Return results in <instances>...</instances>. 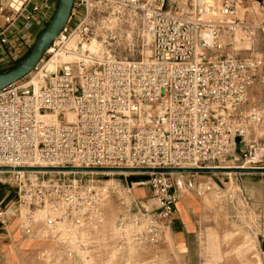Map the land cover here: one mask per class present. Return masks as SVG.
Wrapping results in <instances>:
<instances>
[{
	"label": "built area",
	"instance_id": "1",
	"mask_svg": "<svg viewBox=\"0 0 264 264\" xmlns=\"http://www.w3.org/2000/svg\"><path fill=\"white\" fill-rule=\"evenodd\" d=\"M48 1L0 0V44L14 22L52 15ZM245 1L241 8L237 0H74L34 70L0 91V169H11L0 173L18 182L14 211L0 201V225L14 219L19 239L53 241L69 264L121 263L161 242L177 203L194 188L177 173L141 171L223 169L237 149L243 153L231 162L239 165L230 168L264 169V133L252 139L264 127V108L250 92L262 61L221 57L222 38L233 45L258 31L264 41V0ZM95 14L108 31L137 26L140 58L82 49L95 43ZM61 55L75 60L48 70ZM39 168L106 171L53 172L102 177L89 181L12 172ZM119 175L123 182L110 178ZM137 186L148 188L145 198L133 197Z\"/></svg>",
	"mask_w": 264,
	"mask_h": 264
},
{
	"label": "rangeland",
	"instance_id": "2",
	"mask_svg": "<svg viewBox=\"0 0 264 264\" xmlns=\"http://www.w3.org/2000/svg\"><path fill=\"white\" fill-rule=\"evenodd\" d=\"M239 6L244 7L248 3L245 0H237ZM6 4V0H3ZM57 4V3H56ZM52 16V15H51ZM101 17L95 14L92 19L93 28L97 25L95 46L86 45L84 49L92 54H110L121 59L137 60L140 58L138 52L140 50V38L138 36V27H120L116 25L108 31L99 25ZM51 18V17H50ZM48 23V22H47ZM47 23L40 25V29L31 39L35 41L37 36L44 30ZM110 32V33H109ZM108 36H110L109 39ZM74 40L71 41V44ZM224 49L221 57L233 54L238 57H258L262 61V67L259 71L256 85L251 89L259 98V105L264 108V86H261L260 80L264 79V41L258 31H254L253 37L248 40L243 38V42L229 45L228 38H222ZM242 41V40H241ZM30 42V44H31ZM93 44V43H90ZM99 44H101L99 46ZM99 46V47H98ZM30 48L26 47L25 56ZM20 57L8 69L18 64L24 57ZM65 56V57H64ZM73 56V55H72ZM50 57H45L43 64ZM65 60H69L68 55H63ZM62 58V59H63ZM59 59V58H58ZM60 60V61H64ZM47 68V65H46ZM6 69V70H8ZM52 69L49 67L48 70ZM264 133V127L255 131L253 138L259 139ZM236 154L237 158L242 155V149ZM238 152V153H237ZM233 155L225 162L220 164L223 167L237 166L238 162H231ZM264 168V163L260 165ZM230 172V171H229ZM203 174V173H199ZM28 179H45L53 181H72L81 179L82 181L102 180L101 176H90L71 173H45L31 174L25 176ZM141 177V176H138ZM137 177V178H138ZM179 179V176L175 175ZM173 177V178H174ZM116 182H123L124 176L110 177ZM108 178V179H110ZM235 178L238 180L235 183ZM104 179V178H103ZM191 181L194 178H189ZM200 179L207 182L215 183L213 189L205 188L197 192L203 201L205 211L208 212V219L203 228L205 235L200 237V259L206 264H255L264 263V173H245L243 175L234 176L233 172L213 173L210 175H201ZM143 186H137L133 190V196L137 195V190ZM18 182L12 178L11 173H0V192L9 194L8 201L11 202L16 196ZM140 191V190H139ZM188 194V193H187ZM246 208V209H245ZM113 222L112 216L107 220V225L111 226ZM215 231L211 234L210 228ZM173 261V259H172ZM151 264H173V263H151Z\"/></svg>",
	"mask_w": 264,
	"mask_h": 264
},
{
	"label": "crops",
	"instance_id": "3",
	"mask_svg": "<svg viewBox=\"0 0 264 264\" xmlns=\"http://www.w3.org/2000/svg\"><path fill=\"white\" fill-rule=\"evenodd\" d=\"M48 2L51 9L55 10L57 0H49ZM50 16L47 14L41 23L39 21L25 23L18 20L6 30L4 36L7 38V43L5 45L0 44V54H3L0 57V72L6 71L18 58L24 55L26 47L32 46L31 39L39 31L40 25L47 23ZM3 18L4 16L0 17V31L4 27ZM1 38L0 35V40ZM210 174L213 173H177L176 175L181 181L194 178L192 181L194 188L177 203L176 213L172 221L163 229L161 242L156 246L138 250L133 257L126 255L125 261L116 264H151L166 263V261L173 264H206L202 263L203 259H200L199 248L200 237L205 235L203 228L208 219V212L205 211L203 201L197 192L205 188L213 189L215 183L200 179L201 175ZM243 174L245 173H233L234 176ZM174 179L177 180L175 177ZM237 181L235 178V183ZM139 190H137L136 198L135 195L133 196L135 199H143L148 195V188L143 187ZM8 199L9 194L0 192L1 202L8 201ZM8 203L9 211L13 212L15 198ZM109 229L107 226L100 233V236H108ZM210 231L213 234L215 229L211 227ZM63 256V250L53 241L19 239L17 223L14 219L0 225V264H69L63 259Z\"/></svg>",
	"mask_w": 264,
	"mask_h": 264
},
{
	"label": "water",
	"instance_id": "4",
	"mask_svg": "<svg viewBox=\"0 0 264 264\" xmlns=\"http://www.w3.org/2000/svg\"><path fill=\"white\" fill-rule=\"evenodd\" d=\"M74 0H57L55 10L48 21L44 30L37 36L26 56L14 67L0 72V91L13 85L27 77L41 61L43 55L50 47L54 39L59 35L61 30L67 24L71 14ZM23 171H40V172H103V169H58V168H39V169H19ZM0 171H11V169H0ZM118 172L120 170H112ZM233 173H264V169H238L227 170ZM141 172L154 173H222L226 169H156L145 170Z\"/></svg>",
	"mask_w": 264,
	"mask_h": 264
},
{
	"label": "bare ground",
	"instance_id": "5",
	"mask_svg": "<svg viewBox=\"0 0 264 264\" xmlns=\"http://www.w3.org/2000/svg\"><path fill=\"white\" fill-rule=\"evenodd\" d=\"M91 46L93 47V46H95V43H93V44H91ZM85 47H83L82 49H84ZM65 57V56H64ZM68 57H70V59L67 61V60H65L64 58H63V55H61L60 56V58L58 59V58H55V59H52L50 62H48V64H47V69H49V67H51L52 69H50V71H53L54 70V61L56 62V63H62V62H69V61H73V60H75V58H74V56H72V55H68ZM64 59V61H60V60H63ZM235 159H237V157H235L234 159H233V161H235ZM223 169H226V172L227 173H230L229 171H227V170H231V169H233V168H230V167H225V168H223ZM12 172H14V173H19V175H22V170H12ZM51 173H53V172H51ZM138 176H135V177H133V178H130L129 180L132 182V183H136L138 180H140V178L141 177H138Z\"/></svg>",
	"mask_w": 264,
	"mask_h": 264
}]
</instances>
